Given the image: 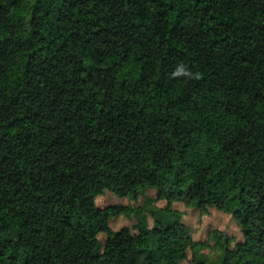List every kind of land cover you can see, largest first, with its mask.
<instances>
[{"label": "trees", "instance_id": "16d2710c", "mask_svg": "<svg viewBox=\"0 0 264 264\" xmlns=\"http://www.w3.org/2000/svg\"><path fill=\"white\" fill-rule=\"evenodd\" d=\"M130 189L145 202L115 204L135 222L113 229L96 198ZM218 193L241 208L245 258L215 231L194 240L172 206ZM72 217L91 234L67 240ZM188 251L264 264V0H0V264Z\"/></svg>", "mask_w": 264, "mask_h": 264}, {"label": "rangeland", "instance_id": "374dc122", "mask_svg": "<svg viewBox=\"0 0 264 264\" xmlns=\"http://www.w3.org/2000/svg\"><path fill=\"white\" fill-rule=\"evenodd\" d=\"M142 187L143 183L141 181L135 183V188L142 189ZM147 194L154 198L158 195V191L149 189L146 192V195ZM132 197L133 190L130 189L127 195L121 199H117V197L113 198L108 192L96 198V204L102 209L103 213L111 215L109 222L113 229L123 224L132 226L135 222L133 217L115 216V208L113 207L117 203L143 205L145 202L144 198L141 196L138 197L136 201H132ZM166 197V192H161V197L154 202V205L157 204L159 207H165L167 205ZM212 200L214 203L213 205H209L206 201H202L195 208L186 209L180 201H173L172 206L184 212L182 221L189 227L194 240L205 241L208 239L210 231H215L218 239L222 240L225 237L231 239L230 249L232 251L226 254L227 257L232 255L231 252H234L240 257L245 258L255 249L256 245L252 242L245 241L240 233L238 222L241 221L242 211L237 200L228 198L219 193L215 194ZM149 221H152L150 217ZM91 232V225L80 228L77 226L75 218L72 217L69 220V230L66 234V238L67 240H72L78 236L89 235ZM102 234H99L98 237H100V240L103 242L105 236ZM173 243L174 240L170 239L167 244L171 246ZM202 252L210 261H214L220 257V251L218 249L205 248ZM190 260L191 251H188L187 260L183 261L182 264H190Z\"/></svg>", "mask_w": 264, "mask_h": 264}]
</instances>
